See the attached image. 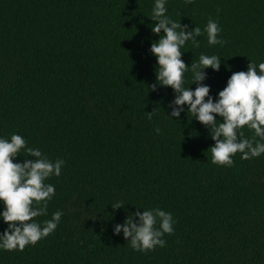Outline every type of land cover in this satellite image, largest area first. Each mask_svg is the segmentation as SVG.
I'll return each instance as SVG.
<instances>
[{
    "label": "trees",
    "instance_id": "trees-1",
    "mask_svg": "<svg viewBox=\"0 0 264 264\" xmlns=\"http://www.w3.org/2000/svg\"><path fill=\"white\" fill-rule=\"evenodd\" d=\"M153 3L0 0V137L20 134L65 162L45 181L56 188L47 215L33 218L61 210L56 230L23 251L0 250V264H264V154L237 152L231 167L213 164L208 129L187 109L181 119L167 116L172 89L150 87ZM166 6L173 20L202 29L198 47L189 41L181 49L186 64L201 53L222 57L219 72L207 69L211 94L249 60L264 61V0ZM209 18L223 46L208 45ZM191 84L189 70L184 86ZM241 131L253 139V130ZM117 201L124 206L114 210ZM137 207L173 214L164 247L134 251L113 234ZM6 227L0 221V232Z\"/></svg>",
    "mask_w": 264,
    "mask_h": 264
},
{
    "label": "clouds",
    "instance_id": "clouds-1",
    "mask_svg": "<svg viewBox=\"0 0 264 264\" xmlns=\"http://www.w3.org/2000/svg\"><path fill=\"white\" fill-rule=\"evenodd\" d=\"M192 2L185 0L186 4ZM167 3L168 0H154L148 17L152 21L151 32L158 37L148 49L155 57V83L150 87L153 91L158 87L172 89L174 96L167 116L181 119V113L187 109L208 129L214 142L209 146L213 164L231 167L232 156L237 152L241 153V159L264 154V61L256 64L249 60L246 71L231 72L225 86L215 95L211 94V86L204 83L208 78L207 69L219 72L222 57L201 53L197 61L186 64L181 49L189 41L198 47L197 37L202 35V29L189 28L173 20L167 14ZM221 31L218 21L209 18L203 29L208 45L223 46L225 41L218 36ZM225 68L230 70L226 63ZM189 70L192 84L196 85L194 89L184 86V74ZM152 112H148L149 119ZM244 126L253 130V139L244 138L241 131ZM159 131L156 128V132ZM22 149L31 159H16ZM64 163L61 158L50 160L39 148L28 147L20 134L0 137V221L7 225L0 232V250L23 251L26 245L34 246L56 230L63 215L61 210L53 212L51 219L43 222L33 218L47 215L48 201L55 195L56 188L45 181L52 176L59 177ZM111 206L116 210L124 205L117 201ZM131 213V217L126 216L122 223L113 226V234L122 233L134 251L164 247V234L174 232L173 214L161 208L141 212L138 207Z\"/></svg>",
    "mask_w": 264,
    "mask_h": 264
}]
</instances>
